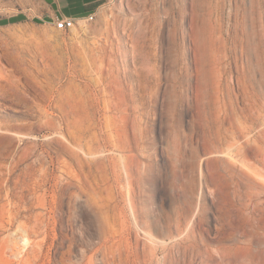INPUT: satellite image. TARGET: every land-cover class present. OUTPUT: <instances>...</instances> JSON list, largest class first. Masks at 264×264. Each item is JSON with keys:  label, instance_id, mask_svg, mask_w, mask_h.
Masks as SVG:
<instances>
[{"label": "rangeland", "instance_id": "rangeland-1", "mask_svg": "<svg viewBox=\"0 0 264 264\" xmlns=\"http://www.w3.org/2000/svg\"><path fill=\"white\" fill-rule=\"evenodd\" d=\"M52 11L0 0V264H264V0Z\"/></svg>", "mask_w": 264, "mask_h": 264}, {"label": "bare ground", "instance_id": "bare-ground-1", "mask_svg": "<svg viewBox=\"0 0 264 264\" xmlns=\"http://www.w3.org/2000/svg\"><path fill=\"white\" fill-rule=\"evenodd\" d=\"M98 50L100 51H105L107 47H105L102 44L98 45ZM102 65H98L97 68H100L101 71L104 68L103 63H101ZM112 92L114 97L111 98V100L109 101V103L106 102V109L107 110H113L115 112H117V115H112V114H107V122H108V126H110V124H112V121L114 123H119L122 122L125 118H127V114H126V110L128 109L127 105H128V98H127V89L118 86L113 85ZM169 105H171V103H169Z\"/></svg>", "mask_w": 264, "mask_h": 264}, {"label": "crops", "instance_id": "crops-1", "mask_svg": "<svg viewBox=\"0 0 264 264\" xmlns=\"http://www.w3.org/2000/svg\"><path fill=\"white\" fill-rule=\"evenodd\" d=\"M101 0H46V3L53 7L51 16L55 19L57 16L81 15L87 8L96 5Z\"/></svg>", "mask_w": 264, "mask_h": 264}, {"label": "built area", "instance_id": "built-area-1", "mask_svg": "<svg viewBox=\"0 0 264 264\" xmlns=\"http://www.w3.org/2000/svg\"><path fill=\"white\" fill-rule=\"evenodd\" d=\"M93 16H84V17H74V16H57L55 19L56 27L59 29H69L72 28L78 21H87L92 19Z\"/></svg>", "mask_w": 264, "mask_h": 264}, {"label": "trees", "instance_id": "trees-1", "mask_svg": "<svg viewBox=\"0 0 264 264\" xmlns=\"http://www.w3.org/2000/svg\"><path fill=\"white\" fill-rule=\"evenodd\" d=\"M24 15L23 14H19L17 16H14V17H11L9 18L8 20L4 19V20H0V23H7L8 21H11V22H14V21H18V20H21V19H24ZM36 21H40L39 19H36Z\"/></svg>", "mask_w": 264, "mask_h": 264}]
</instances>
